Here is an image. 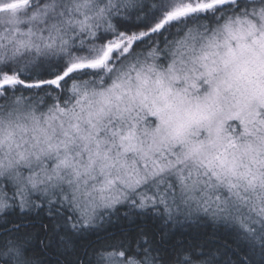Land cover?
Here are the masks:
<instances>
[{"label": "rangeland", "instance_id": "obj_1", "mask_svg": "<svg viewBox=\"0 0 264 264\" xmlns=\"http://www.w3.org/2000/svg\"><path fill=\"white\" fill-rule=\"evenodd\" d=\"M111 1L48 0L42 25L54 37L42 28L38 37L23 35L21 46L36 49L18 59L43 64L38 50L72 43L76 59L95 50L85 58L103 62L108 73L113 60L127 55L126 42L101 38L88 46ZM18 2L0 0V13ZM250 40L186 42L163 70L126 62L117 80L75 83L74 101L57 111L41 114L17 103L12 119L0 120L6 125L0 128V209L9 199L50 200L87 225L119 204H162L169 215L232 212L249 220L246 230L264 226V36ZM131 66L138 71L126 74ZM242 120L250 125L246 134L225 132ZM121 256L108 254L104 264H154Z\"/></svg>", "mask_w": 264, "mask_h": 264}, {"label": "trees", "instance_id": "obj_2", "mask_svg": "<svg viewBox=\"0 0 264 264\" xmlns=\"http://www.w3.org/2000/svg\"><path fill=\"white\" fill-rule=\"evenodd\" d=\"M47 1L19 0L17 9L5 5L0 13V80L10 77L0 83V120H11L20 102L41 114L67 107L79 92L75 83L84 88L117 80L126 62L141 61L143 71L163 70L186 42L235 43L264 36V0H115L88 46L94 49L101 38L118 39L119 46L126 42L127 55L113 60L108 73L102 71L103 62L85 58L95 50H84L76 59L78 48L72 43L57 49L55 44L45 53L38 50L43 64L18 59L22 51L33 55L36 49L21 46L23 35L38 37L42 28L41 33L54 37L51 28L42 25L48 23L41 11ZM199 1L205 2L204 8L196 6ZM135 70L131 66L126 74ZM5 126L0 123V128ZM249 128L242 120L225 132L235 138ZM9 201L0 209V264H104L112 253L137 263L147 257L154 264H264V226L255 229L253 224L246 230L242 224L247 220L232 212L169 215L162 204L123 203L83 225L50 200L30 199L27 204L20 201L22 205Z\"/></svg>", "mask_w": 264, "mask_h": 264}]
</instances>
